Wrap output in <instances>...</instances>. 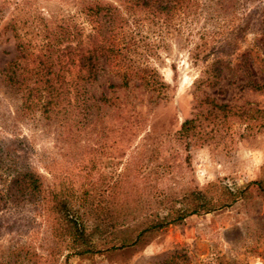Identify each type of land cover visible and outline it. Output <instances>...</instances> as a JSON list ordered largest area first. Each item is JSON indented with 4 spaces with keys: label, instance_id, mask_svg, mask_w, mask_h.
<instances>
[{
    "label": "rangeland",
    "instance_id": "obj_1",
    "mask_svg": "<svg viewBox=\"0 0 264 264\" xmlns=\"http://www.w3.org/2000/svg\"><path fill=\"white\" fill-rule=\"evenodd\" d=\"M96 1L0 0V264L15 263L13 250L22 252L15 264L30 260L25 250L45 264L51 238L35 204L16 206L13 181L21 161L41 176L44 188L67 184L71 195L74 188L75 209L80 186L99 199L100 174L114 180L111 172L126 167L128 194L142 201L139 212L149 210L151 195H182L210 185L208 199L224 188L237 196L231 206L148 230L132 246L103 250L95 238L103 251L78 255L63 249L54 264H264V0H187L168 24L158 10L134 7L118 25H124L120 34H106L111 51H105L93 94L120 106L102 105L105 124H137L119 164L110 159V143L99 146L97 135L75 132L74 118L46 119L38 110L39 71L54 63L56 84L72 79L74 72L68 77L56 56L68 44L99 40L103 19L87 11ZM120 11L126 15L125 7ZM219 55L221 73L211 81ZM14 61L17 68L9 70ZM141 77L149 88L139 85ZM125 81L128 87H111ZM160 82L169 86L167 98H160ZM209 82L216 83L207 87ZM255 84L259 89L251 88ZM205 97L230 111L200 106ZM190 119L200 127L184 136L181 124ZM153 208L166 216L167 210Z\"/></svg>",
    "mask_w": 264,
    "mask_h": 264
},
{
    "label": "trees",
    "instance_id": "obj_2",
    "mask_svg": "<svg viewBox=\"0 0 264 264\" xmlns=\"http://www.w3.org/2000/svg\"><path fill=\"white\" fill-rule=\"evenodd\" d=\"M185 1L187 0L96 1L95 5L90 6L87 11L99 14L101 20L103 19L101 29L97 33L99 40H90L75 48H71L68 44L67 47L69 48L56 56L57 60L66 67L65 71L68 77L74 72L73 78L70 80L63 78L61 84H56L59 76L56 73L53 74L54 63L48 64L46 68L43 67V70L39 71L41 73L39 79L41 84L37 90L38 101L40 102L38 110L41 111V114L46 119L55 118L57 121H59L60 118H57L61 114H63L62 117L69 120L74 118L76 123L72 127L76 129L75 132L78 135L91 132V134L99 137V146L110 143L113 151H115L110 159L115 161L116 164L121 163L126 149L131 145L132 138L135 136L137 124L135 120H122L108 125L105 124L104 115L101 112L102 105L107 104L108 108H120V106H118L116 99L107 98L103 94L96 99L97 96L93 94V88L96 87L100 80V74L104 70L102 65L106 63L104 60L105 51H111V48L105 42L106 34L111 32L120 34L124 30V25L120 28L118 25L122 24L123 21L125 23L126 16L131 15L130 11L134 7L140 10H158L161 22L168 24L175 16V11L181 8ZM124 7L127 10L126 15L120 11ZM69 34V32L65 33L66 40ZM222 62L221 55L217 56L211 67V72L214 74L211 81H218ZM9 66L8 69L10 70L13 67L17 68L18 65L14 61ZM13 72L7 74L9 80L14 79ZM138 72L140 71L138 70ZM135 74L138 73L135 72ZM139 79V85L144 88L150 87L147 84L148 82H144L143 77ZM201 82V80H197L193 84L195 87H199L200 84H203ZM216 82L205 83V85L213 87ZM111 87H128V81H125L119 87L114 85ZM152 87L155 89L153 85ZM168 87L163 82L159 83L160 98H167L164 90ZM251 88L257 90L259 85L255 84ZM71 98H74L75 105L71 104ZM205 98L200 102V106L211 105L221 112H226L230 108L227 104L217 105L214 100H210L208 97ZM199 127L200 124L197 119L185 120L181 124L180 133L189 136ZM88 128L90 129L87 130ZM129 170L130 168L126 167L123 171L117 172L116 168L111 172L114 174V180L101 173L99 187L100 189L104 187V189L99 199H96L94 192L91 194L82 190L80 186L77 194L79 196L78 209H75L70 202L71 198L76 197L74 188L72 189V195L70 194V185L67 184L59 183L44 188L41 176L32 170L31 166H27L21 161L16 178L13 181V185H15L13 196H15L16 206L24 201L35 204L37 215L42 218L44 230L51 234V238H48L47 249H44L45 264H54L55 259L63 249L71 250L78 255H87L103 250L121 249L135 245L148 230L159 229L180 222L190 215L201 212L209 213L219 208L231 206L237 199L236 193L227 188H224L217 199H208L210 185L203 191L188 189L182 195L165 193L160 198L159 194L157 196L151 195L149 201L145 204L149 210L139 212L136 210L137 205H140L142 201H135L134 196L131 198L128 194ZM100 189L98 192L97 189L95 190L97 195L101 193ZM177 203L181 204V209L177 210ZM154 205L167 210L164 218H161L158 212L153 211ZM116 225H121V227H114ZM111 226L113 230H110ZM95 238L98 239L100 245L102 244L100 247H103V250L98 249L94 242ZM11 253L13 254L11 257L15 258L16 263L22 252L13 250ZM28 254L30 260L26 261L27 263L23 261V264H37V254L25 250V255Z\"/></svg>",
    "mask_w": 264,
    "mask_h": 264
}]
</instances>
